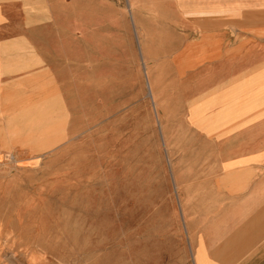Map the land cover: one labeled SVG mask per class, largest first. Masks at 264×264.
Returning <instances> with one entry per match:
<instances>
[{"label": "rangeland", "instance_id": "obj_1", "mask_svg": "<svg viewBox=\"0 0 264 264\" xmlns=\"http://www.w3.org/2000/svg\"><path fill=\"white\" fill-rule=\"evenodd\" d=\"M179 21L166 0H0V264H194L178 195L210 165L200 127L247 102L214 91L247 79L188 71Z\"/></svg>", "mask_w": 264, "mask_h": 264}, {"label": "crops", "instance_id": "obj_2", "mask_svg": "<svg viewBox=\"0 0 264 264\" xmlns=\"http://www.w3.org/2000/svg\"><path fill=\"white\" fill-rule=\"evenodd\" d=\"M166 1L176 3L183 27L178 56L201 61L188 71L241 65L247 79L242 89L214 91L247 102L217 110L227 115L225 122L216 118L200 127L195 160L210 165L178 195L194 264H264V0ZM133 21L149 33L141 17ZM249 66L257 67V76H250Z\"/></svg>", "mask_w": 264, "mask_h": 264}, {"label": "bare ground", "instance_id": "obj_3", "mask_svg": "<svg viewBox=\"0 0 264 264\" xmlns=\"http://www.w3.org/2000/svg\"><path fill=\"white\" fill-rule=\"evenodd\" d=\"M147 74V73H146ZM150 96H153L152 94H150Z\"/></svg>", "mask_w": 264, "mask_h": 264}]
</instances>
